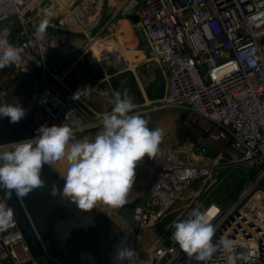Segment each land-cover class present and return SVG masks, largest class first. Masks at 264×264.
Returning <instances> with one entry per match:
<instances>
[{"label":"built area","instance_id":"2783aa9c","mask_svg":"<svg viewBox=\"0 0 264 264\" xmlns=\"http://www.w3.org/2000/svg\"><path fill=\"white\" fill-rule=\"evenodd\" d=\"M36 1L0 0V36L22 50L15 63L21 70L31 57L40 70L52 43L53 23L43 34L38 25L24 27ZM127 14L138 15L134 26L143 35L140 50L165 75L164 104L182 109L180 124L195 130L202 146L199 160L156 156L159 163L144 179L145 192L138 196L130 224L158 220L194 180L241 165L248 174L230 197L192 199L180 220L200 207L216 229L214 240L234 242L233 251L218 252L209 264H230L240 253L264 264V0H140ZM13 17L22 23L19 30L10 27ZM109 53L101 54L106 64L112 60ZM35 104L56 122L71 111L70 119L76 110L64 86L53 81L38 90ZM0 201L7 204L1 190ZM15 221L0 233V264H42L16 214ZM172 231L152 248L153 264H189L171 241ZM235 264L245 262L236 259Z\"/></svg>","mask_w":264,"mask_h":264},{"label":"clouds","instance_id":"9594fccd","mask_svg":"<svg viewBox=\"0 0 264 264\" xmlns=\"http://www.w3.org/2000/svg\"><path fill=\"white\" fill-rule=\"evenodd\" d=\"M55 13L44 10V18L37 26L39 34L45 33ZM22 50L0 36V70L20 61ZM83 89L71 97L80 98ZM128 90L115 92L113 108L102 116V129L94 137L78 139L72 123L42 125L34 138L0 145V190L18 198L28 196L37 189L46 187L42 179L45 165L51 166L66 161L65 174L61 177L60 189L53 182L49 195L67 200L76 209L90 213L101 205L121 208L127 204V196L135 183L136 166L145 156L155 158L163 140L160 128H149V120L135 111ZM66 114L65 121L69 119ZM27 115V110L18 99L11 102L6 93H0V118L18 123ZM16 224L14 210L0 201V233ZM95 226L94 224L92 225ZM171 241L186 254L189 264H209L218 252L233 251L231 239L214 240L215 227L206 219L200 207L194 208L187 219L173 221ZM81 261L95 264L91 253H81ZM239 259L245 264H254L250 255L240 253L230 261ZM139 253L128 246L127 238L120 237L113 245L111 264H138Z\"/></svg>","mask_w":264,"mask_h":264},{"label":"rangeland","instance_id":"374dc122","mask_svg":"<svg viewBox=\"0 0 264 264\" xmlns=\"http://www.w3.org/2000/svg\"><path fill=\"white\" fill-rule=\"evenodd\" d=\"M127 3L126 9L132 11L138 8L140 0H128ZM42 5L43 3L41 0L36 1L32 16L27 21L28 23L36 21V18H41L44 12H40L39 8L42 7ZM35 11H37L38 16L34 14ZM67 20L71 22L73 17L71 16L67 18ZM124 20L126 21L127 19L124 17ZM127 21L128 22H126L123 27L114 25V27L110 29L95 28L92 32L87 34L93 39L91 42L87 41L82 47L86 49L85 54L89 55L88 61L86 59L83 62L79 61L78 65L84 66L87 69L90 82H94L99 77H104L102 84L105 90V98L99 101L90 99L87 100L86 104L81 100L82 103L88 108L90 113L98 118H102L105 112H110L113 108L114 93L118 91L122 93L127 89L136 105V109L144 108V110L139 112L149 120V128H160L163 131V140L159 146L157 156L167 154L174 160H199L201 156L198 152V148L202 146L199 141H197L196 131L180 124L182 109L167 106L163 102L165 94V75L161 71L159 65L154 60L147 58L143 53L140 54L127 51L126 47L130 45H134L136 48V39L133 31L134 25L131 24L129 20ZM10 26H16L14 30H19L22 27V23L19 18L13 17ZM124 27L126 28L123 29ZM138 33L140 37L143 38L142 32L138 31ZM71 35L70 32L69 36ZM116 41L122 44L121 46L124 51L123 62H128L129 67H119L120 63L117 66L112 61L106 64V59L98 55L97 43H104L110 46ZM115 44H118V42ZM136 49L140 50V48ZM94 54L98 57L105 71L100 68L99 63L94 58ZM109 57L112 58L110 53ZM49 76L55 82L62 84L64 90L70 92L66 77L60 75L58 70L47 69L44 65L40 67V70H30L28 67L21 70L11 65L0 71V93H6L8 101L14 98L18 99L26 110L31 109L35 115V113L38 112L35 104L36 94L42 86L51 82ZM72 89H76L77 91L81 90L80 85L75 86L74 84H72ZM95 90L96 88L93 89L94 96H96ZM79 95L81 97V93ZM78 100H80V98ZM79 117L91 120L90 116L76 105L75 114L66 121L56 122L47 117H44V121H40L43 125L52 126L61 125L64 122L76 123ZM91 122L94 124L93 127L95 129H102L100 124L94 123L92 120ZM34 125L37 128L40 127L35 117ZM73 125L75 126L76 124ZM158 163L159 160L156 159V157L149 158L147 156L137 163L135 169V183L127 199L142 195L145 192L144 179L147 177L150 170ZM66 167V161L63 160L51 165L52 169L60 171L63 174H65L63 169ZM247 174L248 171L244 166L230 165L219 169L209 177L196 179L188 185L185 191L164 211L158 220L142 223L137 226L122 220L116 213L117 208H108L103 205L99 208L103 209L121 226L131 228L132 235L127 244L139 253L138 264H153L151 259L152 248L157 243L166 240V236L172 228L173 221L182 219L192 199H197L201 196H205V198L209 199H226L237 190ZM212 179H215V181L212 182ZM197 191L199 195L201 194L200 196L196 195ZM125 264H127V262H125Z\"/></svg>","mask_w":264,"mask_h":264},{"label":"water","instance_id":"95a60500","mask_svg":"<svg viewBox=\"0 0 264 264\" xmlns=\"http://www.w3.org/2000/svg\"><path fill=\"white\" fill-rule=\"evenodd\" d=\"M125 18L133 25L138 21L137 14H127ZM133 27L136 48H141L142 38L135 26ZM52 31L69 34V30L60 20L54 21ZM62 45V42H56L48 46L44 61L45 68L56 67ZM50 79L57 84L52 78ZM64 91L77 106L90 113L78 100L71 98L72 94ZM142 110L144 108L135 111ZM90 115L97 123H102V118L98 119L92 113ZM37 129L31 109H27L26 117L15 124L10 123L8 118H0V145L34 138ZM61 177L59 172L45 165L42 179L46 181V187L37 189L23 198H18L15 194L9 198L6 192L1 191L7 205L14 210L26 239L42 264H87V261H81V253H91L96 258L95 264H111L113 245L120 237H126L128 242L132 235L131 228L121 226L99 207L86 213L76 209L67 200L61 202L59 196L56 198L50 196L49 191L53 182L62 189ZM138 203L139 197L135 196L127 201L126 205L117 208L116 213L123 220L132 223L133 211Z\"/></svg>","mask_w":264,"mask_h":264},{"label":"crops","instance_id":"0c3cea01","mask_svg":"<svg viewBox=\"0 0 264 264\" xmlns=\"http://www.w3.org/2000/svg\"><path fill=\"white\" fill-rule=\"evenodd\" d=\"M43 5L39 8L40 12H44L45 9H51L54 11L55 15L51 18V22L54 24L55 20H60L71 32L69 34L53 33L50 31L52 37V43L62 42V48L60 50V57L57 60V65L54 68L59 71L60 75L66 77V82L69 86L70 94L77 92L76 89H72V84L75 86L80 85L81 97L78 100L87 110L88 108L82 103L81 100L86 104L87 100H101L105 98V90L103 88L104 77L97 78L94 82L89 81L88 71L84 66L78 65V62H83L85 59L88 61L89 55H86V49L82 48L83 44L86 42H91L93 40L87 34L92 32L95 28L100 29H110L112 27L120 26V22L127 15L128 10L126 9V3L128 0H41ZM74 3V5H73ZM45 5V6H44ZM125 7V8H124ZM36 16L37 11L34 12ZM73 17L70 22L67 18ZM44 18V14L41 18H36V21L26 22L24 27L31 28L38 25L41 19ZM14 29L16 26H10ZM17 30V29H16ZM104 44V43H103ZM102 44V45H103ZM105 45V44H104ZM99 48L104 50H109L101 45ZM111 51V50H110ZM94 58L99 63L100 68L105 71V68L99 62L98 57L94 54ZM52 70V69H51ZM102 84V85H101ZM100 85V86H99ZM75 88V87H73ZM95 90V95L93 89ZM81 108V107H80ZM84 110L83 108H81ZM85 111V110H84ZM89 111V110H88ZM90 116V119L97 123L95 119L92 118L90 113L86 112ZM95 116V115H94ZM34 117L38 120H43L44 116L39 110L35 113ZM96 117V116H95ZM98 118V117H96ZM101 119V118H98ZM89 119H84L82 117L78 118L76 123V137L78 139H83L85 137H94L99 131L93 127V123ZM44 121V120H43ZM99 124V123H97ZM102 126V123L100 124ZM39 126H42L39 123ZM81 131V132H78ZM78 132V133H77ZM66 172V168L63 169ZM59 172L62 176L63 173ZM132 199V198H131ZM127 199V201L131 200Z\"/></svg>","mask_w":264,"mask_h":264},{"label":"bare ground","instance_id":"6f19581e","mask_svg":"<svg viewBox=\"0 0 264 264\" xmlns=\"http://www.w3.org/2000/svg\"><path fill=\"white\" fill-rule=\"evenodd\" d=\"M65 1V0H64ZM126 24V21L123 19L121 22H120V26H124ZM126 27H124L123 29H125ZM116 42H118V44H115ZM114 42V44H111L110 46H105L103 43H97V47H98V55L100 56L101 54H107V52H111L112 54V62L115 64V65H119V67H129V64L128 62H123V58H124V51H123V48H122V44L119 42V41H116ZM103 44V45H102ZM98 45H101V46H105L106 48H109V50H104V49H101L99 48ZM127 51H130V52H135V53H140L142 54L143 52L141 50H138L136 49L133 45H130L128 47H126ZM111 50V51H110ZM28 63V69L30 70H33V69H36L39 67V61L36 60L35 58L31 57L30 60L27 62ZM12 66H15V64H13ZM24 68V67H23ZM22 69V68H20ZM13 99H10L9 102H11ZM160 102V101H159ZM39 123L41 125H43V123L41 121H39Z\"/></svg>","mask_w":264,"mask_h":264}]
</instances>
